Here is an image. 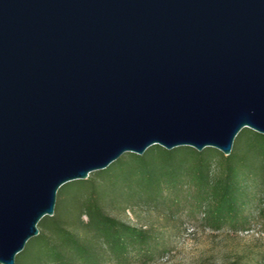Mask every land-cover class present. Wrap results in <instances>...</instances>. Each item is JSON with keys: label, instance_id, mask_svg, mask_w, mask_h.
I'll list each match as a JSON object with an SVG mask.
<instances>
[{"label": "water", "instance_id": "95a60500", "mask_svg": "<svg viewBox=\"0 0 264 264\" xmlns=\"http://www.w3.org/2000/svg\"><path fill=\"white\" fill-rule=\"evenodd\" d=\"M264 134V0H0V264L60 188L151 146Z\"/></svg>", "mask_w": 264, "mask_h": 264}, {"label": "trees", "instance_id": "16d2710c", "mask_svg": "<svg viewBox=\"0 0 264 264\" xmlns=\"http://www.w3.org/2000/svg\"><path fill=\"white\" fill-rule=\"evenodd\" d=\"M264 198V134L244 128L231 154L189 146H151L124 154L85 180L63 185L53 216L39 223L16 264H130L165 251L155 225L115 213L137 207L159 213L188 209L212 228L244 227L248 208ZM189 207L187 208V206Z\"/></svg>", "mask_w": 264, "mask_h": 264}, {"label": "rangeland", "instance_id": "374dc122", "mask_svg": "<svg viewBox=\"0 0 264 264\" xmlns=\"http://www.w3.org/2000/svg\"><path fill=\"white\" fill-rule=\"evenodd\" d=\"M114 212L132 224L159 227L164 238L161 255L150 261L134 259L130 264H264V198L248 208L244 227L214 229L202 216L182 208L166 214L141 207L126 214Z\"/></svg>", "mask_w": 264, "mask_h": 264}]
</instances>
